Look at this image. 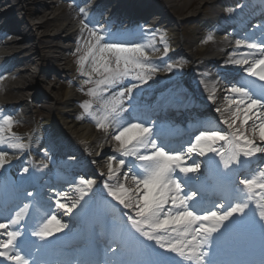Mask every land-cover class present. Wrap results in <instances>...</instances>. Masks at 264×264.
Returning a JSON list of instances; mask_svg holds the SVG:
<instances>
[{
    "label": "bare ground",
    "instance_id": "1",
    "mask_svg": "<svg viewBox=\"0 0 264 264\" xmlns=\"http://www.w3.org/2000/svg\"><path fill=\"white\" fill-rule=\"evenodd\" d=\"M84 1H86V3L90 1L89 3H91V0H80L79 4L82 5ZM141 1H143V3L148 7V15L153 16L152 18H154L155 24L153 25L152 22L149 21L145 26H142L140 29H136L133 33H127L126 35L125 33L118 34V32L113 30L115 34L112 36L115 38H125L137 35L139 40L133 45V47L145 48L146 54L149 57L145 62L149 63L156 69L154 73H151V78L148 79L147 83H142L138 80L125 79L124 82L119 83L120 85H118L122 86L121 88L126 89V91H128L129 88L132 89L129 96L131 106H135V108L140 105H142L140 108H144L146 106L143 110L147 113L142 114L145 115L144 118L147 117L149 112L146 110L148 109V106L146 103H140L146 101L154 93V90H162V95L165 96L166 99L169 95V92L166 93V89L174 80L187 84L186 81L180 79L184 75V70L177 66V60L181 56L193 63H200V61L203 60L206 67L220 65L221 67L230 68L234 71L240 72H245V70L249 67V65L240 67L233 63V61L237 59H242L243 57L241 56V53L246 52V50L237 48L234 42L225 40L227 39L226 37L228 33L221 32L223 30H229L230 26H233L234 29L244 27L248 23L247 20L250 17L259 13L258 11H262L264 9V0ZM159 1L162 2L163 5H161ZM21 2L23 4H27L29 7L28 11L33 12V15H28L27 20L19 18V15L17 14L18 6ZM128 3L129 0H93V5L90 11H80L76 15H73L67 24L56 25L53 24V21L58 18V13L56 11L58 10L57 8L59 3H55L52 0H18V3H12L11 0H0V76L7 77L8 81L5 84H19L20 82H23L24 84L28 76L31 75L32 66H35L36 64L34 59V56L36 55L32 51L33 49L31 46L19 48L20 46H18V42L21 41V39L17 40V38L12 42L6 41V38L8 36H12V34L13 36H17L15 34L20 33V27L24 30L23 37L21 38L26 44H30V41L34 40V38L30 36L31 29H35L39 33L40 37L38 39V43H40V45L42 44V47L38 49L37 55H40L42 50H49L55 56H53L50 60H46L47 63H50L53 68H56L58 63H60L62 64L61 67L56 68L58 72H71V68L65 67L69 65V61L60 58L61 52L66 51V49L60 44L64 41V37L69 40H74V45H80V42H78L77 39L79 37L85 38V29L78 27L77 22L79 20H97L99 16H106L107 14L113 15V25H118L119 29L122 28V26L125 25L126 20L121 18V13L126 11L125 8L128 7ZM48 4H52L54 7L51 8ZM201 6L207 10L212 9L217 11L210 18L209 40H206L204 37L198 38L194 45L190 44V47H196L195 49L198 52L183 54L180 51V45H185L186 42L184 40L177 41L176 39L175 27L180 21L179 19L174 18V16L178 18L186 14H190L188 15L190 17L195 16V14L201 11ZM238 6H242L243 8L240 9ZM237 7L240 10L230 15L220 12L223 9V11H227L230 8H234L233 10L235 11V8ZM108 8L110 9L108 10ZM167 10H170L172 15H170L171 13H167ZM47 11H53L50 13L52 14V18L49 19L48 16H46L49 13H47ZM37 19L40 20L39 23L35 22ZM104 23L106 22L104 21ZM98 24L99 23H97V26H99ZM108 28L109 27L106 26L104 29L108 30ZM98 33L103 34L104 30H99ZM116 35L119 37H116ZM103 44L108 43L104 42ZM14 49H16V51H14ZM247 53H249L250 59H256L258 57L254 56L252 52ZM24 54V58L20 59V57ZM198 55H202V58L198 57ZM169 65H171V67H169ZM89 69L90 67L84 71V75L77 74V76H75L74 80L77 82H74L73 86H71L65 93L63 97L64 101H62L63 103L56 100V104L59 103L60 107L55 109L52 118L36 125L34 133L31 136L25 138L19 137L12 129L10 132L6 131L4 133L6 143L5 145L0 146V154L5 155L6 163L5 167L0 169V171L12 170L16 176L21 179L26 175L24 167L27 166V161L33 160L35 164V171H38L40 169V162L44 160L45 157H48L49 159H59L62 164L58 168H52V170L61 169L64 174H67L70 170L75 171L76 173L80 172L78 176H84V181L89 182V180H92L86 179L87 176H90L88 178H94L95 183L100 182V187L98 185L95 186V193H92L91 191L92 194L97 196V201L101 200V202H104L102 200L101 191L107 192L108 194L109 188H102L101 186L106 184L110 188H115L119 183H123L125 187L129 189L133 187L129 179L122 178L123 171L131 166L128 161L132 159L122 157L117 151L113 150L119 148V144L113 140L112 137L116 134V131L120 129V127H118L115 123L113 117H109V126L107 131H98L92 116L81 115L78 112V106L81 101L79 83L82 82L84 77L89 75ZM198 79L200 81L198 80V83L195 86L193 93L195 94L194 97L188 96L185 98L182 93H174L173 99L179 102V104H177L179 106L178 111L181 112L184 108L182 112H185L186 116H194L193 118H199L202 113H207L210 118H216L215 120L218 128L231 133L236 129H239V131L243 132L245 136L250 139H254L257 146H264L261 145L259 139H255L253 137L249 130L250 125L254 122L253 120H249L248 124H246L243 129L239 128V119H237L235 128L233 129H230L223 123L224 120H228L229 123H231L230 114L236 107L235 105L229 106L228 101L225 99L230 96V94H227V90H225L226 87L218 88L219 85L215 82L214 77H212L209 73H200ZM203 79H205L206 82ZM47 84L48 79H40L38 84L35 86L25 85L22 87V83H20L16 86V89L19 90V93L22 95L30 94L29 91L31 90V87H33L34 90L39 91L42 89L40 93H32L34 101L38 104L39 99H42L43 97L49 98L50 96L47 91H43V89L47 87ZM137 85L139 86L137 87ZM169 87V89L172 90L176 88L173 86ZM116 88L117 87H115V89ZM51 91L53 92V89ZM201 99L210 103L211 107L209 110L206 109L200 102ZM14 101L16 102L14 103L15 108L13 109H17L19 105L25 106L28 104L24 98ZM7 104L9 106V103ZM107 105H109V103H107ZM177 105L176 107H178ZM169 106L173 108V105L171 106L170 104ZM104 108L103 104H99L94 107L91 113L96 117V119H100L105 114ZM212 108L215 110L213 111ZM224 109H227V111H224ZM240 115L242 116L243 114L240 113ZM0 127L6 128L1 120ZM12 137H16L18 139L13 140ZM17 142L25 145V148L22 151L7 146L8 144ZM105 155H107V157H104ZM110 157L114 158L113 169L115 170V175L112 180L107 179V164ZM119 160L124 161V170L123 167L117 169L116 164ZM257 161L259 163L264 161V154H259L255 157L254 162ZM49 170L44 172L41 171L40 176L37 177V181H40L41 178L46 179L49 177ZM133 174L134 173L130 174V176ZM184 179L187 180L188 178ZM76 202L77 200L67 203V205L71 207L73 204H76ZM115 206L122 210L128 220L129 217L133 215L132 212L128 211V209L122 207L121 205L116 203ZM52 215H55L61 223L67 225L71 223L72 214L69 215L58 207L54 208ZM117 223L118 220L114 219L113 224L115 225ZM68 229L69 227H67L66 230ZM165 239H167V237H165ZM157 248L161 249L158 246Z\"/></svg>",
    "mask_w": 264,
    "mask_h": 264
},
{
    "label": "snow or ice",
    "instance_id": "2",
    "mask_svg": "<svg viewBox=\"0 0 264 264\" xmlns=\"http://www.w3.org/2000/svg\"><path fill=\"white\" fill-rule=\"evenodd\" d=\"M104 40V34L97 35L93 30L88 50L79 61V66L83 69L91 57V71L102 77L96 82L97 88L86 93L88 96L95 98L101 95L99 89L110 88L122 79L148 82L151 77L145 76L144 73L151 74L156 69L144 63L149 58L145 48L101 44ZM235 46L260 53L259 58L250 59L249 53L244 52L241 53L242 59L233 61L240 67L249 65L245 70L246 75L260 81V84L246 82L241 86L227 88L230 96L225 99L229 106L236 107L230 114L231 123L228 120H224L223 123L233 129L239 119V128L243 129L249 120H253L249 130L253 137L264 145V46L258 47L253 42L242 43L240 40L235 42ZM84 74L81 71L80 75ZM88 80L92 81L91 75L88 76ZM131 91L129 88V96ZM124 95V91L118 93L119 97ZM111 104L100 119H96L91 113V104H83L81 107L86 115L92 116L98 131H107L109 114H116V109L119 108L116 101H112ZM3 125L6 128L0 127V146L6 143L4 133L10 132L14 127L11 119H4ZM112 139L119 144V148L113 150L120 156L139 161L133 167L138 169L140 174H133L130 177L127 172L123 174V179L130 180L133 186L131 189L126 188L123 183H119L115 188H110L107 184L104 187L109 188L108 195L112 200L133 213L129 220L135 231L163 251L174 253L188 264H206L205 257H208L209 253L205 249L212 246L213 237L227 232L237 222L236 218L245 217L249 203L260 209L259 220L264 221V161L260 162L259 170H253L251 175L241 176L235 180L236 184L242 186V189H237L241 193V201L232 204L222 213L216 210L199 212L197 205L192 204L193 201H198L197 194L191 190L186 191L188 181L184 178L194 179L201 172L198 163L193 162L191 165L188 163L193 155L200 157L211 153L219 156L224 168L232 169L230 175L252 169V163L249 162H254L258 154H264V146H257L254 139L248 138L239 129L233 131L230 136L219 133L202 134L195 139L194 145L178 153L170 152L162 145L158 146L152 127L140 123L120 127ZM217 143H222L224 147H216ZM7 146L21 151L25 148L24 144L18 142ZM113 159L110 157L107 164L108 180H112L115 175ZM5 163V155L0 154V169L5 167ZM116 167L117 169L124 167V161L119 160ZM80 184L85 185L84 189H80V197L83 199L89 194L95 182L81 180ZM60 198L66 200L67 196L60 194ZM56 206L69 215L80 207L79 204L69 207L59 201H56ZM216 207L225 209L222 203ZM23 215V212L18 213L10 222L0 223V235L5 236V239L0 240V262L31 264V258L21 254V245L18 243L23 229L16 226L21 223ZM67 227V224L61 223L52 215L34 230L32 235L41 241H50L64 233ZM111 251L116 252L117 249L112 247ZM207 264H212V261H208Z\"/></svg>",
    "mask_w": 264,
    "mask_h": 264
},
{
    "label": "rangeland",
    "instance_id": "3",
    "mask_svg": "<svg viewBox=\"0 0 264 264\" xmlns=\"http://www.w3.org/2000/svg\"><path fill=\"white\" fill-rule=\"evenodd\" d=\"M54 2V0H52ZM140 0H130V4H132L133 6L138 5L137 3ZM11 2H16L18 3V0H11ZM56 2V1H55ZM159 3L161 5H163L162 2L159 1ZM143 4V3H142ZM49 7L53 8L54 6L52 4H48ZM138 6H136L135 8H137ZM29 7L27 6V4H23L21 2V4L19 3L18 6V11L17 14L19 15V18L25 19L27 20L28 15L32 14V11H28ZM58 10L56 11L58 13V18L53 21V24L56 25H63V24H67L69 22V19L74 15L75 11H70L69 9L65 10V6H58L57 8ZM62 9V10H61ZM129 9H131V7L129 6ZM69 11V12H68ZM49 12V13H48ZM53 11H47L48 18H52V14H50ZM215 10L212 9H204L201 6V11L200 12H196L197 14H195V16H188L190 14H186L184 16H181L180 18L174 16V18L179 19V23H177V26L175 27V32H176V39L177 41H182L184 40L186 42L185 45L181 44L180 45V51L183 54H189V53H197L198 51L195 48H191V45L195 44V41L198 38H205L206 40H209V22H210V18L215 14ZM222 12V11H221ZM167 13H171L170 10H167ZM33 15V14H32ZM172 15V13L170 14ZM35 22L39 23L40 20L37 19ZM19 31L21 32V35H23L24 30L22 27L19 28ZM33 31V32H32ZM91 32L88 33L87 35H85V38L83 37H79L77 40L78 42H80V45L75 44L74 45V40H69L66 37H64V41H62L60 44L62 45L63 48L66 49V51L61 52L60 54V58L61 59H66L69 61V65L65 66L66 68H71V72H58L56 68L61 67L62 64L58 63V66L56 68H53L52 65L50 63H47L46 60H50L53 56H55L51 51L49 50H42V52H40L41 56L38 54V49L40 47H42V44L40 45V43H38V39L40 37L39 33L35 30V29H31L30 31V36L32 38H34L33 41H30V44H26L24 41H19V48H25L27 46H31L32 47V51L34 52V54L36 56H34V59L36 61L35 66H32L31 68V75L28 76L26 82L23 84L22 83V87L25 85H30V86H35L38 84V81L41 80H46L48 79V84L47 87L45 89H43V91H47V93H49L50 96L48 97H43L42 99H39V103L37 104L36 101H34V97L32 95L35 94V92H41L42 89L39 90H34L33 87H31V90L29 91L30 94H25L22 95L21 93H19V90H14V88H16L17 85L19 84H13L11 87H6L5 90L4 89H0V105L2 102L3 104H7L10 102H13L14 100H19L21 98H24V100L27 101V105H25L24 108L21 109V111L19 113H17L16 115H13L11 117H13V119H17L16 117H21V121L18 122V124L21 125H15L14 120H12L14 127L12 129H15L17 132H30L32 134V132L34 131V128L37 124H41L45 121H47L48 119L52 118V115L55 111V109L59 106V103L56 104V100H58L60 103H63L62 101H64V95L65 93L69 90V88L71 86H73L75 80V76H77V73H81V71H85L88 61L84 64L83 69H80L79 66V61L82 59V57L85 55V52L88 50L86 48L87 46V42L90 43L91 41ZM17 37H11L8 38V41H14L16 40ZM19 39V38H18ZM48 43V42H46ZM82 43V44H81ZM23 50V49H22ZM14 51H16V49H14ZM25 56L22 55L20 57V59H23ZM198 57L202 58V55H198ZM179 60V61H178ZM177 60V65L179 66V68H182L184 70V76H187V68L191 65H194L192 62H189L188 60L184 59L183 56H181L179 59ZM45 61V62H44ZM202 63L204 62L203 60L201 61ZM67 63V62H66ZM201 63V64H202ZM147 65V64H146ZM196 67H198L197 64H195ZM194 65V66H195ZM55 66V65H54ZM150 66V65H148ZM63 67V66H62ZM90 75L92 76V81L84 80L82 81V83L80 84L79 90L81 93V101L79 103L78 106V112L81 115H86L84 109L81 107V105L83 104H90L92 102H94L95 98L97 97H101L100 95L95 97L93 99V97L88 96L86 93H88L91 90H94L97 88V84L96 82L100 79H102L101 76H97L95 73H93L91 71L92 69V65H90ZM202 67V66H201ZM204 69V66H203ZM73 70V71H72ZM73 72V74H72ZM150 73H144L145 76H147ZM214 74V73H212ZM205 80V79H203ZM77 82V81H76ZM88 82V84H87ZM196 82L198 83V81L196 80ZM206 82V80H205ZM196 83V84H197ZM53 89V92L51 91ZM106 88L103 87L101 89H99L100 93H102L103 90H105ZM33 91V92H31ZM8 92L11 94V92L16 95V97L11 98L10 96L8 97ZM29 96V97H28ZM120 100H123V98H120ZM128 100V99H127ZM16 102V101H15ZM94 103H97V101H95ZM27 106V107H26ZM92 109H90L91 111ZM27 136V135H26ZM29 136V134H28ZM104 157H107V155H105ZM107 159V158H105Z\"/></svg>",
    "mask_w": 264,
    "mask_h": 264
}]
</instances>
